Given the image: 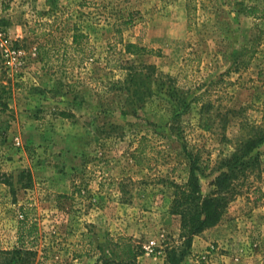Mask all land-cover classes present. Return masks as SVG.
<instances>
[{
	"label": "rangeland",
	"instance_id": "374dc122",
	"mask_svg": "<svg viewBox=\"0 0 264 264\" xmlns=\"http://www.w3.org/2000/svg\"><path fill=\"white\" fill-rule=\"evenodd\" d=\"M250 126L264 128V0H0V251L264 264V143L216 226L194 234L173 210L186 151L206 199Z\"/></svg>",
	"mask_w": 264,
	"mask_h": 264
},
{
	"label": "trees",
	"instance_id": "16d2710c",
	"mask_svg": "<svg viewBox=\"0 0 264 264\" xmlns=\"http://www.w3.org/2000/svg\"><path fill=\"white\" fill-rule=\"evenodd\" d=\"M258 10L257 7H251L249 15L254 16ZM144 51L143 47L135 43L126 45V52L130 55H141ZM249 128V135L239 139L235 144L234 151L219 161L218 168L220 173L213 181L215 191L206 199H203L199 194L197 173L202 170L199 157L192 152L186 151L190 162L187 166L188 177L184 185L177 186L178 193L173 200V210L175 213L182 215L184 228H189L190 224L193 225L192 231L194 234L216 226L228 206V201L240 194L238 185L247 184L251 176L260 170L258 157L254 156L253 153L264 143V128L256 126H250ZM257 193L261 194L257 197L258 201L264 199L262 189L257 188L255 194ZM195 201L203 202L195 204ZM192 206L196 207V211H200H197V218L195 216L191 219L188 216V212L192 209ZM133 253L134 264H137L136 261L139 255L134 251ZM186 254V250L179 251L176 248H172L167 251L166 264H182ZM33 255L32 251L21 249L0 251V256H3V261L0 264H31V256L33 257Z\"/></svg>",
	"mask_w": 264,
	"mask_h": 264
}]
</instances>
